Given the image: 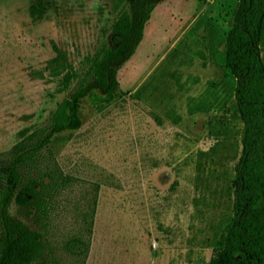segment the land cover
Wrapping results in <instances>:
<instances>
[{
	"label": "rangeland",
	"instance_id": "rangeland-1",
	"mask_svg": "<svg viewBox=\"0 0 264 264\" xmlns=\"http://www.w3.org/2000/svg\"><path fill=\"white\" fill-rule=\"evenodd\" d=\"M37 2L44 10L31 15ZM236 6L157 0L116 73V94L90 93L79 129L51 138L58 169L71 177L48 226L57 263L92 206L84 264H207L232 214L240 155L234 80L223 58ZM112 16L105 0H0V155L20 131L43 126L65 95L59 77L35 74L53 56L50 42L80 71ZM259 46L264 63V30ZM9 212L35 223L14 205Z\"/></svg>",
	"mask_w": 264,
	"mask_h": 264
},
{
	"label": "trees",
	"instance_id": "trees-1",
	"mask_svg": "<svg viewBox=\"0 0 264 264\" xmlns=\"http://www.w3.org/2000/svg\"><path fill=\"white\" fill-rule=\"evenodd\" d=\"M112 13L94 52L83 58L80 71L50 42L53 56L35 74L59 77L64 97L46 123L19 132V140L0 155V264H84L92 223L90 213L64 242L65 259L57 263L48 252L49 221L56 198L71 177L54 161L49 144L54 135L76 131L81 125L80 102L96 91L113 97L116 73L141 41L157 0H105ZM237 6L224 39V65L234 80L233 98L241 124L240 155L231 182V216L214 241L207 264H264V63L260 41L264 30V0H236ZM44 10L41 2L31 15ZM107 34V35H106ZM106 35V37H105ZM11 205L31 214L27 224L9 212ZM31 211V213H30Z\"/></svg>",
	"mask_w": 264,
	"mask_h": 264
}]
</instances>
